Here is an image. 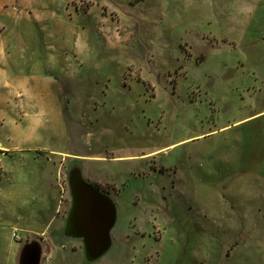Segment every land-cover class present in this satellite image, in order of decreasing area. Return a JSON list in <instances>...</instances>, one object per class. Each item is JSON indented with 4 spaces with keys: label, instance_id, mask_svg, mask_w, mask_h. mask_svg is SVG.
Here are the masks:
<instances>
[{
    "label": "rangeland",
    "instance_id": "rangeland-1",
    "mask_svg": "<svg viewBox=\"0 0 264 264\" xmlns=\"http://www.w3.org/2000/svg\"><path fill=\"white\" fill-rule=\"evenodd\" d=\"M0 264H264V0H0Z\"/></svg>",
    "mask_w": 264,
    "mask_h": 264
},
{
    "label": "water",
    "instance_id": "water-1",
    "mask_svg": "<svg viewBox=\"0 0 264 264\" xmlns=\"http://www.w3.org/2000/svg\"><path fill=\"white\" fill-rule=\"evenodd\" d=\"M76 177V176H75ZM77 182L83 184L91 190L92 196H85V204L88 210L83 216V220L87 222L91 234L93 235V243L89 244L86 242V250L93 251L97 255H102L110 246L111 237L110 231L115 222V208L114 204L107 196L100 193L97 189H94L91 185H87L85 180L76 177ZM78 199V209L80 202V195L76 193ZM77 215V216H76ZM74 217L71 218L70 223H73V234L78 236L79 234V221L80 215L78 212Z\"/></svg>",
    "mask_w": 264,
    "mask_h": 264
},
{
    "label": "crops",
    "instance_id": "crops-1",
    "mask_svg": "<svg viewBox=\"0 0 264 264\" xmlns=\"http://www.w3.org/2000/svg\"><path fill=\"white\" fill-rule=\"evenodd\" d=\"M48 161L50 163H52L51 158H48ZM53 163H54V165H56V167H58L57 163H59L61 165L59 168H57V171H58V173L60 171L62 174L61 183H59V184L61 187L60 189H61L62 197L64 196V198H65L64 203L66 205V210H67L64 218L67 219V222H70L71 218L74 217L76 215V213L78 212V214L80 215V218L78 219V221H79V224H78L79 234H77L78 236H76V235H74V236L78 237L81 240V242H82L81 249H83V248L86 249V242L89 244L93 243V235L91 234L90 228H89L87 222H85L83 220V216H84L85 212L88 210L87 205L85 204V202H86L85 196H89V197L92 196L91 190L89 188H87L86 186H84L83 184L78 183L75 176H73L71 174L69 175V173H68L69 171L68 170L66 171V167L63 166V158H62V160H57V161L54 160ZM85 183L89 186L91 185L94 189H97L100 193L107 196L112 201V198L108 194H106L104 191H102L101 189H99L97 187L98 185H96V186L92 185L88 181H85ZM94 184H96V183H94ZM49 186L52 189L54 187L58 188V185L54 184V183H51V185H49ZM76 193H79V195H80V202H79L80 210L78 209V199L76 198ZM50 222H53V217L50 218V216H47L44 218L42 217L40 219V224H42L41 226H43L44 224L45 225L49 224ZM67 222L65 223L64 227L62 228L65 230L64 234L66 236H68V234H66V231L68 228ZM45 225H44V227H45ZM45 230L46 229L40 230L37 232V234L40 233L39 236L45 235ZM110 237H111V231H110ZM29 239H32V236L29 237ZM35 241H37V238H35ZM51 242L54 243L55 241L52 238H50L49 243L51 244ZM44 255H45V252L43 251V253H42V255H40V257L41 256L44 257ZM37 257L39 260L40 257L39 256H37ZM31 259H32V256L29 259V262L31 261ZM34 259L36 260L35 257H34Z\"/></svg>",
    "mask_w": 264,
    "mask_h": 264
}]
</instances>
